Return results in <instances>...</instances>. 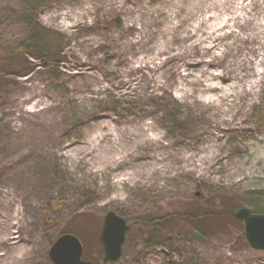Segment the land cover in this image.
Here are the masks:
<instances>
[{
	"label": "rangeland",
	"instance_id": "374dc122",
	"mask_svg": "<svg viewBox=\"0 0 264 264\" xmlns=\"http://www.w3.org/2000/svg\"><path fill=\"white\" fill-rule=\"evenodd\" d=\"M222 1L0 0V48L35 25L65 37L58 58L21 55L0 69V264H54L64 233L96 264H264L231 217L264 195V51L230 34L248 37L246 14L264 32V1ZM243 90L244 123L209 118V103ZM59 141L75 161L52 155ZM213 144L220 158L200 160ZM128 175L130 186H115ZM109 211L129 230L122 257L104 263ZM196 223L203 238H185Z\"/></svg>",
	"mask_w": 264,
	"mask_h": 264
},
{
	"label": "water",
	"instance_id": "95a60500",
	"mask_svg": "<svg viewBox=\"0 0 264 264\" xmlns=\"http://www.w3.org/2000/svg\"><path fill=\"white\" fill-rule=\"evenodd\" d=\"M235 216L244 222L248 244L256 250H264V214L254 213L248 207H242ZM128 230L129 224L125 218L114 211L106 214L99 236L104 250L103 262H116L122 257ZM49 256L54 264H95L84 259V246L81 240L71 233L63 234L54 241Z\"/></svg>",
	"mask_w": 264,
	"mask_h": 264
},
{
	"label": "bare ground",
	"instance_id": "6f19581e",
	"mask_svg": "<svg viewBox=\"0 0 264 264\" xmlns=\"http://www.w3.org/2000/svg\"><path fill=\"white\" fill-rule=\"evenodd\" d=\"M234 0H223L222 3H220V6H223L224 9L227 8L228 5H230L231 2H233ZM246 0H242L241 2V7L243 8L244 4H245ZM260 1V0H259ZM264 1V0H263ZM239 28L241 29H246L249 27L250 29V33L248 34V37L246 39H243L240 37L239 34H237L236 32H231L230 34L232 36L235 37V40L237 42H243V41H247L250 43H259V48L260 50L264 51V32L261 30V27L258 26L257 24H254L252 22V19L248 16V14H246V16L243 17V21L239 23ZM235 42L234 44L236 45V47L240 50V46L237 45ZM232 46H230L231 48ZM250 51L255 52V48H248ZM247 61H245L243 63L244 66L247 65ZM209 90H211L212 88H216L215 86H209L207 87ZM246 90L243 91H239V92H235L231 95V100L228 102H224V101H218L215 103H209V108H208V114H209V118H211L217 125H222V124H228L229 126L231 124H233L238 117H240V124L244 123L245 118L247 116V112L246 110L244 111L245 108V104H241L238 100H239V96L243 93H245ZM252 93V90H251ZM254 93V92H253ZM39 104L42 105V102L40 101ZM38 104H36L35 107H37ZM38 108V107H37ZM35 112H37V109L34 110ZM162 137H156V138H151V141H154L156 144H159L161 142ZM69 146H71V144L69 143H65L63 141H59L55 146L51 147V153L53 156H55L58 159L63 160L64 163V158L70 159L71 162L75 161V158L72 154H68L70 153L67 149L70 148ZM66 148V153H61L64 149ZM219 152H220V146L219 144H213L209 147V151L207 153L206 156L201 157L200 160L203 159H218L220 158L219 156ZM113 163L110 164L109 169H107L105 171V173H103L104 176L106 175H111L113 174L119 167V165L117 166V161L114 160L112 161ZM134 175H128L125 178H122L120 180H118L115 184L118 185L121 189L126 187V186H130L131 185V181L134 179ZM5 242L7 241L6 238H2L0 236V242ZM23 250V249H22ZM27 254L29 255L28 251L26 250ZM23 256H25V252L23 250ZM21 257L17 256L15 258V260H13V264H18L20 262Z\"/></svg>",
	"mask_w": 264,
	"mask_h": 264
},
{
	"label": "trees",
	"instance_id": "16d2710c",
	"mask_svg": "<svg viewBox=\"0 0 264 264\" xmlns=\"http://www.w3.org/2000/svg\"><path fill=\"white\" fill-rule=\"evenodd\" d=\"M30 6L36 7L40 5H48L57 0H23ZM65 37L63 34L46 28L43 25H35L31 33L27 38L14 48H0V69L10 70L16 65H19L20 56H37L43 55L46 58L55 59L62 53L60 47L63 44ZM1 71V70H0ZM264 202V195L261 193H254L244 201V204H240L238 207H244L246 205L254 206L252 211L264 213V208L260 207V203ZM222 214V213H221ZM235 213H231V217H234ZM226 219V215H222ZM190 217L194 220L200 221L202 224L205 221L207 214L205 211H198L191 214ZM184 236L190 239H202L204 236L203 225L200 224L190 229Z\"/></svg>",
	"mask_w": 264,
	"mask_h": 264
}]
</instances>
